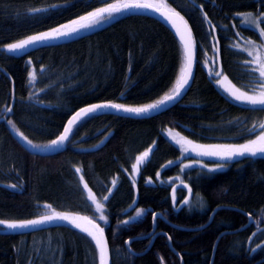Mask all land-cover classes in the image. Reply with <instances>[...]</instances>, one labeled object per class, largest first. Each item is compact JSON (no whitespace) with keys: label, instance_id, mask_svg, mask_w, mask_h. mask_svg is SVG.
I'll list each match as a JSON object with an SVG mask.
<instances>
[{"label":"trees","instance_id":"obj_1","mask_svg":"<svg viewBox=\"0 0 264 264\" xmlns=\"http://www.w3.org/2000/svg\"><path fill=\"white\" fill-rule=\"evenodd\" d=\"M116 1L0 0V220L53 212L76 214V221L86 223L78 218H92L106 233L112 264H264V157H242L220 171H182V147L172 138L179 134L192 143L243 144L261 133L264 121L248 119L264 116V106L236 101L217 81L241 88L260 81L249 56L237 49L239 39L260 40L259 33L242 26L237 15L264 13V0H167L189 23L197 50L195 80L179 104L150 119L86 118L52 156L33 154L20 142L23 133L32 145L50 143L87 105L142 107L174 90L185 64L183 46L147 16L125 14L94 31L20 55L3 49ZM151 147L135 183L133 165ZM190 191V202L181 205ZM89 192L102 201L106 220L99 219ZM140 209L145 212L137 217ZM155 213L165 219L156 221L159 235L146 253H131L127 241L149 235ZM246 213L253 222L237 231L248 224ZM155 234L133 240L131 249L145 252ZM0 264L100 261L92 238L66 221L13 230L0 225Z\"/></svg>","mask_w":264,"mask_h":264},{"label":"snow or ice","instance_id":"obj_2","mask_svg":"<svg viewBox=\"0 0 264 264\" xmlns=\"http://www.w3.org/2000/svg\"><path fill=\"white\" fill-rule=\"evenodd\" d=\"M55 7V6H53ZM129 9H153L156 12L160 13L164 16L175 28V30L180 34V39L184 42L185 48V64L183 69L181 70V75L179 80L177 81L176 87L170 94H165V96L156 101L153 104H148L142 107H127L121 104H94L87 108L81 109L77 112L72 119L68 121V126L65 128L64 133L60 135L57 139L51 141L52 146H58L62 144L64 141L68 139L69 134L72 131L73 126L82 119V117L87 116L91 113L96 112L99 109L103 108H114L118 110H123L125 112L142 114L147 113L150 110L156 109L161 105H164L166 102L175 99L180 95L181 89H183L189 82V77L191 76V69L193 64V41L191 37L190 30L187 27V23L183 21V18L179 16V13H169L162 7H158L155 4L148 3L146 0H126V2L121 4H108L107 7L97 8L93 12H89L86 16H80L78 20H72L69 24L61 25L57 28H53L51 31L42 32L38 35H31L26 39H22L16 43H10L6 46V50L9 52H17L26 49L29 46L36 44H43L47 41L70 37L74 34H78L81 30H86L92 28L94 26L99 25L102 22L110 20L113 18L114 14L120 13ZM34 13L45 11L44 9H33ZM244 15V22L255 25L259 30L260 34L264 36V29L259 28V21L262 17H264V13H260L255 19H250L251 14H238ZM179 20V23H178ZM254 64L257 67L254 69L255 72L259 74V88L253 89L254 94L249 95L247 92L237 93L232 91L231 89L227 90L230 96L236 101H240L243 103H247L253 106L259 105L264 106V63L260 62L259 57H257L254 61ZM216 76H219L220 73H215ZM32 78H35V72L30 73ZM218 83H222V81H218ZM8 111H11L9 108ZM11 123V121H9ZM255 127V126H254ZM261 133L252 140H249L243 144H214V145H193L191 141L184 140L180 138L177 140V143L186 145L183 147V152L187 153L191 149L192 151L199 150L200 155L211 156V157H219L221 159H231L236 156H245L251 155L255 156L257 154H264V125H261ZM19 135L29 144L32 145V142L28 140L27 137L23 136V133H19ZM33 147H39L37 145H32ZM151 149L145 151L140 157L137 158V164L133 165V169L135 172H139V165L141 162L146 161ZM169 163H172L171 161ZM185 167H189V165H185ZM80 169L77 168V172ZM116 181L113 180V186H115ZM86 186V185H85ZM95 202V196L91 198ZM103 200H107L108 197L104 196ZM185 204L188 203L187 200L184 201ZM96 210L100 213L99 219L106 220V217L103 215L104 205L96 202L95 203ZM145 212L144 209H140L137 212V217L141 216ZM77 218H73L69 215L53 212L52 214L40 216L37 219L23 220V221H4L0 220V225H4L9 229H22L28 228L30 226L43 224L45 222L53 221V220H65L71 222L75 227L85 232L88 236L92 238L95 242L96 248L99 251V261L100 264H109V248L107 244V240L104 236V229L99 226V224L95 223L92 220H89L87 217H81L78 219L86 220L91 227H85L82 224L76 222ZM123 223L127 224L129 221H123ZM170 239V237H169Z\"/></svg>","mask_w":264,"mask_h":264},{"label":"rangeland","instance_id":"obj_3","mask_svg":"<svg viewBox=\"0 0 264 264\" xmlns=\"http://www.w3.org/2000/svg\"><path fill=\"white\" fill-rule=\"evenodd\" d=\"M124 2H126V0H119V1H116V2H113V3H110V4H121V3H124ZM146 2H148V3H152V4H155V5H157L158 7H162V8H170V6H169V4H168V2H167V0H146ZM107 5L108 4H106V5H103V6H100V7H98V8H101V7H107ZM97 9V8H96ZM96 9H94V10H91L90 12H93V11H95ZM89 13V12H88ZM88 13H85V14H83V15H81V16H86ZM124 13H125V11H122V12H120V13H116V14H114V16H113V18L112 19H110V20H107V21H105V22H102V23H100L99 25H97V26H94V27H92V28H89V29H86V30H81L78 34H74V35H72V36H70V37H66V38H59V39H54V40H50V41H47V42H45V43H43V44H36V45H32V46H29V47H27L26 49H24V50H21V51H17V52H9V51H7L6 50V46L8 45H6V46H4L3 47V49L7 52V53H10V54H14V55H20V54H22V53H24V52H26V51H28V50H30V49H32V48H34V47H37V46H42V45H47V44H52V43H56V42H60V41H65V40H69V39H73V38H75V37H77V36H80V35H82V34H85V33H88V32H91V31H94V30H96V29H99V28H101V27H103V26H105V25H107V24H109L110 22H112V21H114V20H116L117 18H119L120 16H122V15H124ZM241 14H251V17H250V19H255L257 16H259L260 14H255V13H250V12H248V13H241ZM238 17H240V19H241V25L242 26H245V27H248V28H251V29H254L255 31H257L258 33H259V37H260V40H253L252 38H241V39H239V41H237V49H239L240 51L242 50L243 52H245L248 56H249V65L251 66V68L254 70L256 67H257V65L256 64H254L253 63V61L257 58V57H259V59H260V62L261 63H264V36H262L261 34H260V32H259V30L257 29V27L255 26V25H252V24H250V23H245L244 22V15H237ZM80 17V16H79ZM79 17H77V18H75V19H72V20H78L79 19ZM72 20H70V21H67V22H65V23H63V24H60V25H58V26H56V27H53V28H57V27H59V26H61V25H64V24H69V23H71V21ZM259 23V28L260 29H264V17H262L261 19H260V21L258 22ZM53 28H51V29H49V30H46V31H43V32H48V31H51ZM40 33H42V32H40ZM40 33H37V34H34V35H38V34H40ZM29 37V36H28ZM27 38V37H26ZM26 38H23V39H26ZM22 40V39H21ZM20 40H18V41H15V42H11V43H16V42H19ZM10 44V43H9ZM219 81V80H218ZM217 81V82H218ZM222 81V83H217L229 96H230V94H229V92L227 91V90H229V89H231L232 91H235V92H237L238 94L239 93H241V92H247L249 95H252V94H254V92H253V89L254 88H256V89H258L259 88V84H260V81L258 82V83H251V85H252V87H248V88H245V87H243V88H241V87H239V86H237L234 82H227V81H225V80H221ZM231 97V96H230ZM232 98V97H231ZM238 102H240V101H238ZM240 103H243V102H240ZM243 104H246V105H250V104H247V103H243ZM251 106H253V105H251ZM255 107V106H254ZM256 107H260L259 105H256ZM249 123H258V122H262V121H264V116L263 115H258V114H253L252 116H250L249 117ZM259 134H260V132H259ZM172 138L175 140V141H177V140H179L180 138H183L184 140H187V138L185 137V136H183V135H179V134H173L172 135ZM256 138V137H255ZM254 138V139H255ZM188 141V140H187ZM221 142V141H220ZM193 145H214V144H235V143H219V141L218 142H212V143H196V142H193L192 143ZM181 145V147H182V149H181V157H180V159H179V161L181 162V170L182 171H184V170H189V169H193V168H203V169H205V170H207V171H211V172H214V171H220V170H224V169H226V168H228L229 167V163L230 162H232V161H234V160H236V159H239V158H242V157H253V158H255V157H264V154H257V155H255V156H251V155H245V156H236V157H233V158H231V159H221V158H219V157H211V156H205V155H200L199 154V150H197V151H192L191 149L189 150V152H187V153H184L183 152V147L184 146H186V145H182V144H180ZM137 164V163H136ZM185 165H189V167H185ZM133 174H135L134 175V177H133V181H135V183H136V181H137V176H138V173L137 172H135L134 171V169H133V171H132V175ZM176 178H178V177H176ZM175 180V179H174ZM173 183H174V181H173ZM88 198H89V200L94 204V209L96 210V208H95V203L96 202H99V203H101L102 204V201H100L98 198H96L95 199V202L91 199L92 198V196H94L93 195V193H91V192H89L88 193ZM185 197L183 198V200H182V202H181V205H185V203H184V201L185 200H187L188 201V203L190 202V196H191V191L189 192V194H188V197L189 198H187L186 199V194L184 195ZM107 197H108V195H107ZM172 197H173V200L175 201V202H177V199L179 198V195L176 193V192H173L172 193ZM105 200H103V202H104ZM57 213H62V214H66V215H69V216H71V217H73V218H77V216L78 215H76V214H72V213H65V212H57ZM39 218V217H38ZM35 219H37V218H35ZM89 220H92L93 221V219L92 218H88ZM53 221H56V220H53ZM58 222H66V221H64V220H62V221H58ZM58 222H52L51 223V221H49V222H45V223H43V224H39V225H37V226H47V225H50V224H54V223H58ZM77 223H79V224H82V225H84L85 227H91V225H89L88 223H86L85 221H76ZM34 226H36V225H34ZM7 228V227H6ZM7 229H9V228H7ZM11 230H13V229H11Z\"/></svg>","mask_w":264,"mask_h":264},{"label":"water","instance_id":"obj_4","mask_svg":"<svg viewBox=\"0 0 264 264\" xmlns=\"http://www.w3.org/2000/svg\"><path fill=\"white\" fill-rule=\"evenodd\" d=\"M163 9H165V8H163ZM165 10L168 11L169 13H179L176 10H171V9H165ZM128 12H129L128 13L129 15L147 16V17H150V18L155 19L158 22H160L162 25H164L166 28H168L172 32V34L178 39L180 44L183 46L184 54H185L184 42L180 39V34L175 30L174 26L164 16H162L160 13L156 12L153 9H129ZM179 16L182 17L183 21H185L187 23V27L190 30L192 41H193V64H192V69H191V76L189 77L188 84L183 89H181V92H180L179 96H177L175 99H173L171 101L166 102L164 105H161V106H159L156 109L150 110L149 112L142 113V114L125 112L123 110H118V109H114V108H110V107L109 108L99 109V110H97L94 113H91V114H89L87 116L82 117V119L79 120L73 126L72 131H71V133L68 136V139L66 141H64L62 144L58 145V146H52L51 142H50V143H48V144H46L45 146H42V147H33L32 145H29L20 135H18V138L20 139V142L22 143V145L29 152H31L33 154H36V155H39V156H43V157L52 156V155H55V154H57V153H59V152H61L63 150V148L65 147V145L67 144V142L71 138L74 128L86 118H89V117H92V116L115 115V116H119V117L132 118V119H137V120L150 119V118L156 117V116H158V115H160L162 113H165L166 111L170 110L171 108H173L174 106L179 104L184 99V97L188 94V92L190 91V89H191V87H192V85L194 83V80H195L196 68H197L196 45H195V39H194L193 31H192L190 25L188 24V22L186 21V19L180 13H179ZM178 23H179V20H178ZM94 104H114V103H111V102H99V103H94ZM94 104H90V105H87L85 107L80 108L78 111H76L75 113H73L70 116L68 121L70 119H72V117L77 112H79L81 109L87 108V107H89L91 105H94ZM68 121L66 122L64 130L68 126ZM64 130H63V132L60 135H62L64 133ZM150 149H151V152H150L148 158L152 155V151H153L152 148H150ZM216 211H217V209L212 213L210 221L212 220V218H213L214 214L216 213ZM246 215L249 217L248 224L246 226L242 227L241 229L237 230V231H242V230L246 229L253 222V217H251L247 213H246ZM157 219H164V216L161 213H155L154 214V216H153L154 228H153L152 232L149 235L142 236V237H137L135 239H129L127 241L126 245H127V248L129 249V251L131 253H133L135 255H142V254L146 253L151 248V246H152V244H153V242L155 240V237L157 235H159V232L155 234ZM210 221L208 223H210ZM172 226H174V227H176L178 229H182V230H196V229H200V228H194V229L193 228L192 229L184 228V227L176 226V225H173V224H172ZM153 234H155V235H154L151 243L149 244L148 249L145 252L136 253V252H134L131 249V242L133 240L148 238V237H151ZM104 236H105V238L107 240V244H108V248H109V264H112L111 247H110L108 238H107L105 233H104ZM169 242H170L171 248L173 249V251H175L174 248H173L171 239H169ZM182 264H183V260H182Z\"/></svg>","mask_w":264,"mask_h":264}]
</instances>
